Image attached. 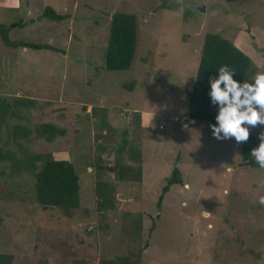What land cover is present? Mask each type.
Listing matches in <instances>:
<instances>
[{"label":"rangeland","instance_id":"rangeland-1","mask_svg":"<svg viewBox=\"0 0 264 264\" xmlns=\"http://www.w3.org/2000/svg\"><path fill=\"white\" fill-rule=\"evenodd\" d=\"M163 1L0 0L11 42L53 48L0 36V254L12 264H264V169L241 166V143L209 124H182L206 34L264 72V0ZM47 7L70 17L43 18ZM117 12L136 17V49L129 69L107 71ZM41 124L64 135L47 142ZM249 131L259 144L264 125ZM47 160L73 165L78 209L37 202ZM174 167L182 184L158 208Z\"/></svg>","mask_w":264,"mask_h":264},{"label":"trees","instance_id":"trees-1","mask_svg":"<svg viewBox=\"0 0 264 264\" xmlns=\"http://www.w3.org/2000/svg\"><path fill=\"white\" fill-rule=\"evenodd\" d=\"M162 5L168 7V2ZM43 18L54 22H62L69 18L67 14L56 13L47 7L44 9ZM15 24L8 28L0 25V36L7 47L26 48L32 50H52L49 45L40 46L26 42H11L7 32L13 29ZM137 24L136 17L131 14L114 13L111 16L108 43L104 59V68L107 71H125L129 69L136 49ZM227 65L235 70L233 78L239 83L247 80L248 76L256 73L257 68L252 60L240 51L233 43L216 34H206L203 40L199 63L197 66L194 83L188 94L187 117L195 122H203L209 125L216 124L218 105H213L209 95L210 79L218 78L219 68ZM30 103V102H28ZM39 138L51 142L56 136H63L64 131L56 129L50 124H41L37 130ZM259 144L250 132L246 143H241V166L260 168L250 155L253 148ZM110 172H116V168H108ZM127 173L132 168L126 167ZM122 177L121 170H117ZM181 172L174 167L170 177L166 180L158 199V208L163 197L174 185H181ZM35 192L37 202L45 207H56L66 210H76L80 206L78 176L73 165L65 160H47L41 165L40 171L35 176ZM99 196H102L97 193ZM103 205H98V211L102 212ZM13 256L0 254V264H12ZM101 264H140L139 261H131L128 258L115 260H102Z\"/></svg>","mask_w":264,"mask_h":264},{"label":"clouds","instance_id":"clouds-1","mask_svg":"<svg viewBox=\"0 0 264 264\" xmlns=\"http://www.w3.org/2000/svg\"><path fill=\"white\" fill-rule=\"evenodd\" d=\"M218 72V78L210 79L211 102L218 105L216 124L210 125L212 134L217 140L234 138L237 144L246 143L249 127L264 125V72H257L251 83H239L233 78L235 70L227 65ZM259 140V146L250 155L264 169V132L259 134ZM257 202L264 206V195Z\"/></svg>","mask_w":264,"mask_h":264},{"label":"crops","instance_id":"crops-1","mask_svg":"<svg viewBox=\"0 0 264 264\" xmlns=\"http://www.w3.org/2000/svg\"><path fill=\"white\" fill-rule=\"evenodd\" d=\"M70 17V16H69ZM186 116H187V114H186ZM187 118V117H186ZM142 122H141V127H145L146 125H147V122H146V120H141ZM193 121V120H192ZM190 119H189V122L188 123H194L195 121H193L192 122Z\"/></svg>","mask_w":264,"mask_h":264},{"label":"water","instance_id":"water-1","mask_svg":"<svg viewBox=\"0 0 264 264\" xmlns=\"http://www.w3.org/2000/svg\"><path fill=\"white\" fill-rule=\"evenodd\" d=\"M202 12L204 11L203 8L200 9ZM189 122V118H185L182 122L183 125L187 124ZM193 122V121H192Z\"/></svg>","mask_w":264,"mask_h":264},{"label":"built area","instance_id":"built-area-1","mask_svg":"<svg viewBox=\"0 0 264 264\" xmlns=\"http://www.w3.org/2000/svg\"><path fill=\"white\" fill-rule=\"evenodd\" d=\"M163 127L162 126H160V129H162Z\"/></svg>","mask_w":264,"mask_h":264}]
</instances>
